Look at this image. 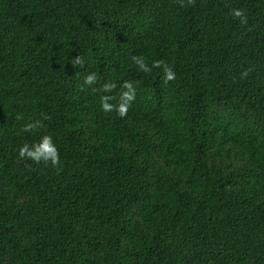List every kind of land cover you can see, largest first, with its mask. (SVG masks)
Returning <instances> with one entry per match:
<instances>
[{
	"label": "trees",
	"instance_id": "trees-1",
	"mask_svg": "<svg viewBox=\"0 0 264 264\" xmlns=\"http://www.w3.org/2000/svg\"><path fill=\"white\" fill-rule=\"evenodd\" d=\"M0 264H264V0H0Z\"/></svg>",
	"mask_w": 264,
	"mask_h": 264
},
{
	"label": "clouds",
	"instance_id": "clouds-1",
	"mask_svg": "<svg viewBox=\"0 0 264 264\" xmlns=\"http://www.w3.org/2000/svg\"><path fill=\"white\" fill-rule=\"evenodd\" d=\"M181 7L194 6L195 0H178ZM230 14L234 19H238L242 25H247L248 18L245 11L240 8H232ZM132 62L137 66L138 70L144 73H150L153 68L161 69L164 73V83L174 81L176 79V73L172 66H170L165 60H153L151 66H149L148 61L143 55H135L132 57ZM73 67L83 66V57L77 55L72 60ZM248 72L242 73V78L246 77ZM98 77L95 72L89 73L84 78V84L88 86L95 85L97 83ZM116 85L114 83H107L103 86L105 92H112ZM125 91L120 94V102L118 105L110 103L113 99L112 96L103 95L101 96V108L104 112L116 111L120 117H125L131 107L132 102L136 98V91L133 83L130 81H124L121 85ZM50 119V117L41 113L40 119L30 120L25 123L20 129L23 133H32L44 127L43 121ZM18 156L20 159H28L36 164L43 162L45 165L51 166L53 168L60 166V152L57 145L54 143L51 135H43L41 139L35 144H23L18 149Z\"/></svg>",
	"mask_w": 264,
	"mask_h": 264
}]
</instances>
